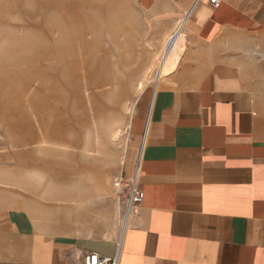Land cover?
<instances>
[{
  "label": "crops",
  "instance_id": "obj_1",
  "mask_svg": "<svg viewBox=\"0 0 264 264\" xmlns=\"http://www.w3.org/2000/svg\"><path fill=\"white\" fill-rule=\"evenodd\" d=\"M139 2L167 29L193 9L179 54L130 116L120 175L130 177L141 148L144 198L119 264H264V0ZM4 184L0 177V264L114 256L119 236L56 232L38 204L24 206ZM72 197L82 199L79 186Z\"/></svg>",
  "mask_w": 264,
  "mask_h": 264
},
{
  "label": "rangeland",
  "instance_id": "obj_2",
  "mask_svg": "<svg viewBox=\"0 0 264 264\" xmlns=\"http://www.w3.org/2000/svg\"><path fill=\"white\" fill-rule=\"evenodd\" d=\"M183 15L167 29L139 0H0V177L56 232L119 236L115 134Z\"/></svg>",
  "mask_w": 264,
  "mask_h": 264
},
{
  "label": "built area",
  "instance_id": "obj_3",
  "mask_svg": "<svg viewBox=\"0 0 264 264\" xmlns=\"http://www.w3.org/2000/svg\"><path fill=\"white\" fill-rule=\"evenodd\" d=\"M198 0H195L197 2ZM211 4H218L219 0H209ZM193 9V6L183 15V17L178 22L174 30L166 38L162 53L159 57L154 75L152 80V90L154 91L162 77H160L159 71L163 65V60L166 58L170 47L173 45V40L178 35V33L183 32L185 28L186 21L188 20L190 13ZM140 162H141V148L138 151L135 164L132 170V173L128 179H124L121 175L118 178V191L122 197V224H127L131 216L137 213L139 205L142 203L144 198V192L139 188L138 177L140 173ZM123 227V230L119 234V243L117 244V249L112 257L101 256L96 252H86L83 254L80 264H119V252L123 234L126 230V227Z\"/></svg>",
  "mask_w": 264,
  "mask_h": 264
},
{
  "label": "bare ground",
  "instance_id": "obj_4",
  "mask_svg": "<svg viewBox=\"0 0 264 264\" xmlns=\"http://www.w3.org/2000/svg\"><path fill=\"white\" fill-rule=\"evenodd\" d=\"M186 22H187V21H186ZM183 36H184V33H183V32H180V33H178V35H176V37L174 38V40H173V45L170 47V49H169V51H168V54H167V56H166V58H167L169 55H171V58H170L169 60H167V63L165 64V67H164V71L168 68V66L171 64V62L173 61V59L179 54L180 49H181V46H182V43L180 44L179 48L177 49V47H178V43H179V41H178V43H177V39L180 38V40H182V39H183ZM167 37H168V36H167ZM163 40H164V39H163ZM164 41H165V40H164ZM166 58H164V60H163V64H164V61H165ZM162 72H163V65L161 66L160 71H159L160 77H162ZM145 77H147V76H145ZM145 77H144V79L140 80V81L138 82V84H137V91H136V92H138V94H141V93H143V91H144L145 84H146V83H145ZM138 96H139V95H138ZM134 103H135V102H132V103L130 104V109H129V112H128V113H130L129 116H131V113H132V110H133V107H134ZM128 127H129V121L127 122L126 127H125L124 130H118V131L116 132V134H115V139H116L117 141L121 142V145H122V142H124V143H123V146H121V147H123L122 155H123V152H124V150H125V145H126V141H127V137L125 136V134H126L127 131H128V130H127ZM118 163H119V162H118ZM124 226H125V224H122L120 232L123 230V227H124ZM125 227H126V226H125Z\"/></svg>",
  "mask_w": 264,
  "mask_h": 264
}]
</instances>
